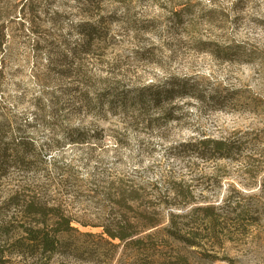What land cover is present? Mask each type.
<instances>
[{"label":"rangeland","instance_id":"1","mask_svg":"<svg viewBox=\"0 0 264 264\" xmlns=\"http://www.w3.org/2000/svg\"><path fill=\"white\" fill-rule=\"evenodd\" d=\"M62 217L54 263L264 264V0H0V223Z\"/></svg>","mask_w":264,"mask_h":264},{"label":"trees","instance_id":"2","mask_svg":"<svg viewBox=\"0 0 264 264\" xmlns=\"http://www.w3.org/2000/svg\"><path fill=\"white\" fill-rule=\"evenodd\" d=\"M27 1V0H26ZM93 32V28L89 30ZM185 86L180 84H173L166 90H160L153 92L152 102H159L160 98H172L179 92H185ZM141 93V92H140ZM138 101L145 100L144 94H138ZM205 148L209 146L217 151L229 150L228 146L221 144L217 140H202L200 142ZM41 213H43L40 209ZM189 215H197L195 217L194 227L182 232L184 224H179L175 220L174 214L170 213L167 225L164 227L169 235L173 238L184 242L187 246L198 245L194 240V237L202 233V237H209L213 240H218L219 235L226 229L227 223L224 222L225 217H220L218 213L214 211L213 206L196 207L189 210L187 213L180 215V217H188ZM24 234L20 237H10L9 231L11 230L8 225L0 223V235H6L7 238L3 244H0V264H63L54 263L51 261V254L59 248L67 247L68 241L65 238L66 230L71 228L69 226V219L62 217L59 222V227H52L51 230H46L44 227H23ZM111 238H119L124 240L128 234L125 231H119L118 233H111L107 231ZM9 234V235H8ZM40 256H34L30 260H26L24 257L26 253H37ZM12 253L20 256L18 261L11 259ZM46 254L44 257H42ZM42 255V256H41ZM23 257V258H22ZM159 264V263H156ZM170 264H189L186 257L178 256L174 262Z\"/></svg>","mask_w":264,"mask_h":264}]
</instances>
